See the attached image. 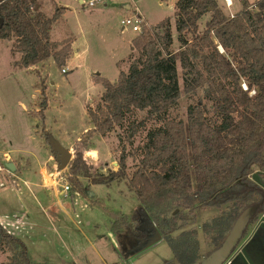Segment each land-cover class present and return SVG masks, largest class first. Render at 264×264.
Returning <instances> with one entry per match:
<instances>
[{"label": "trees", "instance_id": "obj_1", "mask_svg": "<svg viewBox=\"0 0 264 264\" xmlns=\"http://www.w3.org/2000/svg\"><path fill=\"white\" fill-rule=\"evenodd\" d=\"M240 2L242 9L232 17L216 0L174 4L183 91L188 99L196 98L187 106L184 121L169 116L178 107L179 82L177 58L170 49L172 30L165 19L151 33L133 40L136 55L129 56L126 72L120 71L113 82L97 78L103 92L94 108L85 109L92 128L80 134L72 147L70 191L85 194L81 178L88 185L106 187L124 182L136 199L131 214L93 201L110 219L111 232L129 230L143 241L134 221L145 220L149 231L155 229L168 245L177 264L201 262L197 230L189 227L198 213L212 211L201 224L208 255L222 246L245 209H264V0L253 5ZM63 10L56 7L46 17L37 11L35 0H0V41H14L19 55L16 67L29 68L49 57L62 67L73 40L62 41L57 49L58 44L50 42V28ZM207 13L210 17L199 33L198 22ZM185 34L191 35L190 42ZM42 99L40 112L47 107ZM136 111L145 112V117L127 127L126 146L148 121L155 127L146 132L140 147L128 153L137 159L132 174L127 173L124 147L114 172L91 173L83 156L90 140L95 135L105 138ZM0 253L6 255L0 264H41L1 224Z\"/></svg>", "mask_w": 264, "mask_h": 264}, {"label": "rangeland", "instance_id": "obj_2", "mask_svg": "<svg viewBox=\"0 0 264 264\" xmlns=\"http://www.w3.org/2000/svg\"><path fill=\"white\" fill-rule=\"evenodd\" d=\"M255 1L246 0L249 5ZM35 2L37 11L46 17H51L56 7L64 8L62 16L50 28V42L57 43L59 49L62 41L73 40L72 47L78 56L65 62L62 67L56 66L49 57L35 66L19 69L15 66L19 55L14 52V41H0V182L4 185L0 187V218L7 230L24 243L32 260L37 263L176 264L168 245L159 242L158 233L155 229L149 231L145 220L134 221V227L144 234L143 241L132 237L129 230L115 234L111 232L110 219L93 201L98 200L113 211L131 214L136 199L124 182L114 181L106 187L102 184L88 185L87 180L81 178L85 194L70 191L67 166L55 176L53 181H57V185L50 187L51 184L46 181V186L50 187L47 193L51 194L48 203L40 202L31 193L43 179L40 170L46 173L56 171L55 161H49L46 155L51 146L60 145L67 149L71 162L74 151L70 144L76 142L81 133L92 128L85 109L88 106L94 108L103 92L97 78L112 82L120 71L126 72L129 56L136 55L133 40L151 33L153 26L165 19L172 30L170 49L177 58L179 82L178 107L171 110L169 116L185 120V110L196 98L188 99L183 91L182 70L178 63L181 45L177 42L174 27L176 0ZM216 2L224 14L242 9L240 0H231L229 8L224 0ZM136 11L143 18L141 34L120 25ZM209 17L207 13L200 18L199 33ZM190 36L185 34L188 42ZM219 51L223 52L221 48ZM62 69L66 72L63 73ZM42 97L47 107L40 112ZM144 117L145 112L136 111L105 138L95 135L90 140L83 156L91 167V173L107 175L114 172L124 147L127 173L129 176L132 174L137 159L133 160L128 153L143 144L146 132L155 124L150 121L145 123L133 138L131 146L125 145V135L130 123L137 124ZM6 163H11L14 170L5 168ZM63 185H68L67 192L62 191ZM211 216L212 211L200 212L189 226L197 230L200 258L205 257L207 250L201 224ZM243 217L244 213L238 217V221H243ZM253 225L254 221L249 223L238 245L242 244ZM5 259L6 255L0 253V263Z\"/></svg>", "mask_w": 264, "mask_h": 264}, {"label": "water", "instance_id": "obj_3", "mask_svg": "<svg viewBox=\"0 0 264 264\" xmlns=\"http://www.w3.org/2000/svg\"><path fill=\"white\" fill-rule=\"evenodd\" d=\"M50 155L52 156L53 160L57 165V172H60L65 169L71 160L69 151L67 149L62 148L60 145L56 147L52 145L50 148ZM5 168L11 171L14 170V167L11 163H6ZM243 213V221H238L241 216L240 215L239 218H237V220L235 221V225L229 232L228 236L224 239V243L222 244V246L203 257L200 260L201 262L199 264H224V262L226 261L225 259H227L230 254L235 250V248L239 246L238 243L241 240L243 233L245 232L247 227H249L250 219L253 217H256V220L254 221V224L256 226L254 225L255 228H253V232L254 230H260L264 233V209L260 210V208L258 207H249L245 209L241 214ZM158 237L160 238L159 234ZM245 243L246 241H243L242 244H240V246L238 247V253L235 255L236 260H241L243 264H254L246 252Z\"/></svg>", "mask_w": 264, "mask_h": 264}, {"label": "flooded vegetation", "instance_id": "obj_4", "mask_svg": "<svg viewBox=\"0 0 264 264\" xmlns=\"http://www.w3.org/2000/svg\"><path fill=\"white\" fill-rule=\"evenodd\" d=\"M254 225L243 241H246L245 243L246 252L248 256L250 257V259L253 261V263L254 264H264V233L263 231H260V230L259 231L256 230L257 233L255 230L253 232V228H255ZM238 247H236L235 250L229 256L231 257L230 264H243L241 260H236V257H235V255L238 253Z\"/></svg>", "mask_w": 264, "mask_h": 264}, {"label": "crops", "instance_id": "obj_5", "mask_svg": "<svg viewBox=\"0 0 264 264\" xmlns=\"http://www.w3.org/2000/svg\"><path fill=\"white\" fill-rule=\"evenodd\" d=\"M230 2H231V0H229ZM82 2V0H80V3ZM104 6H105V4H103ZM129 7H128V5H127V7H126V9H128ZM225 8V7H224ZM227 9V8H226ZM229 14H231V15H233L234 13H230L229 12ZM73 42V41H72ZM72 42H71V44H70V48H71V56H70V58L68 59V60H66L65 62H69V61H71L73 58H75L76 56H78V52L76 51V49L75 48H73L72 47ZM113 82V81H112ZM82 134V133H81ZM77 140H78V138H77ZM76 140V141H77ZM75 142V141H74ZM74 142H73V144H74ZM73 144H70V146L71 147H73ZM46 155H47V157H48V160L49 161H53V158H52V156L50 155V152H47L46 153ZM5 158H7V156H5ZM8 159V158H7ZM40 174L41 175H43V179H42V181H40V183L38 184V185H36L37 187H35V190H34V192L32 191L31 193L34 195V196H37V198H38V200L40 201V202H49V199H50V196H51V194L50 193H47V190H49V188L50 187H54L55 185H57L56 184V182L55 181H51L50 180V178L48 177V173H46L43 169L42 170H40ZM46 181H47V183H50L51 184V186L50 187H47L46 186ZM0 223H1V225L7 230V227L5 226V224H4V222L2 221V219L0 218ZM9 231V230H8ZM10 232V231H9ZM11 233V232H10ZM11 234H13V233H11ZM14 235V234H13ZM162 240H161V238H160V240H159V242H161ZM174 260V259H173ZM158 264V263H157ZM177 264V263H176Z\"/></svg>", "mask_w": 264, "mask_h": 264}, {"label": "built area", "instance_id": "obj_6", "mask_svg": "<svg viewBox=\"0 0 264 264\" xmlns=\"http://www.w3.org/2000/svg\"><path fill=\"white\" fill-rule=\"evenodd\" d=\"M105 1H109V0H105ZM224 2H225V5L227 8H229L231 6V2L229 0H224ZM230 16L232 17L233 15L230 14ZM120 25H121V28H130L133 32H136V33L139 32L140 34H141L142 29L144 27L143 18L138 11H136V13L133 16H130L126 20L121 21ZM61 71L63 73L66 72L65 69H62ZM242 88L246 89V86L244 84H242ZM1 171H2V168L0 167V172ZM47 175L50 178V180L53 181L55 176L59 175V172H57V170H56L55 173L49 172ZM56 183H57V181H56ZM3 186H4L3 183L0 182V187H3ZM68 190H69L68 185L62 186L63 192H67ZM230 259H231V257H228L227 259H225L226 261L224 262V264H230V262H231Z\"/></svg>", "mask_w": 264, "mask_h": 264}]
</instances>
